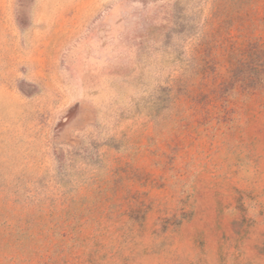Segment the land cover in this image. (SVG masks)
<instances>
[{
	"label": "rangeland",
	"instance_id": "rangeland-1",
	"mask_svg": "<svg viewBox=\"0 0 264 264\" xmlns=\"http://www.w3.org/2000/svg\"><path fill=\"white\" fill-rule=\"evenodd\" d=\"M0 264H264V0H0Z\"/></svg>",
	"mask_w": 264,
	"mask_h": 264
}]
</instances>
